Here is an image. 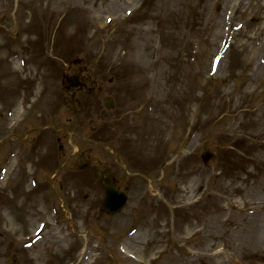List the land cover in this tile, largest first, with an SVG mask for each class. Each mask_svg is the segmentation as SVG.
Listing matches in <instances>:
<instances>
[{
    "label": "rangeland",
    "instance_id": "rangeland-1",
    "mask_svg": "<svg viewBox=\"0 0 264 264\" xmlns=\"http://www.w3.org/2000/svg\"><path fill=\"white\" fill-rule=\"evenodd\" d=\"M73 58L105 78L136 73L133 78L149 85L158 82L160 90L153 84L146 103L151 98L158 107L157 99L174 98L179 115L172 126L160 122L166 130L159 159L134 166L151 178L158 166L152 189L132 193L116 217L99 215L101 194L85 197L93 191L86 174L60 178L57 207L41 187L45 176L33 186L20 167H11L0 181V206L15 219L0 221V264H264V0H0V112L10 99L16 106L22 99L41 102L32 116L49 111L56 99L48 85ZM22 105L16 122L27 112ZM41 135L43 142L30 144L50 149L49 135ZM103 136L101 129L94 134L101 143ZM6 146L0 145V168L10 155ZM34 147L30 164L39 159ZM93 151L105 159L103 144ZM206 151L214 159L203 166ZM31 168L26 162L27 174ZM43 192L44 210L38 206ZM12 195L15 204L8 207ZM33 208L32 225L26 212ZM38 224H44L42 239L26 248ZM96 246L97 257L80 256Z\"/></svg>",
    "mask_w": 264,
    "mask_h": 264
},
{
    "label": "flooded vegetation",
    "instance_id": "flooded-vegetation-1",
    "mask_svg": "<svg viewBox=\"0 0 264 264\" xmlns=\"http://www.w3.org/2000/svg\"><path fill=\"white\" fill-rule=\"evenodd\" d=\"M94 71L95 70H91L86 67L69 66L66 70L60 73L59 86L61 89V96H63V94L66 93L67 96H69L70 98L69 101L68 100H66L65 102L62 101V104H64L63 105L64 107L69 109L68 113L71 114L72 116L74 115L75 107L79 108L81 106V103L84 108L88 107V104H86L84 101V96H86L87 94H91L92 91H99V92L102 91L101 90V87H102L101 80L97 77V74ZM75 77L78 78V82L74 80ZM109 82L112 83L113 81L110 80ZM74 83H77L78 85L76 87H72L71 84H74ZM108 95L111 96L113 99V110L112 111L103 110V112H104V115L108 117L107 120L105 121V124H107L108 128H111L113 126L112 124L113 122L117 123L120 120V111H119V104L114 98L115 97L114 88L111 89L110 92H108ZM101 106L102 105H100V109L102 108ZM107 143H110V139H107ZM58 150L62 154H64L62 145L58 147ZM71 160L74 162L81 160L85 164L83 165L77 164V165L81 167L90 168L91 159H90V156H86L85 152L82 153V152L77 151L73 155V158ZM110 168L111 167L109 166V171L102 172L106 176H109L110 178L109 177H104V178L110 179V185L116 188H120V185L117 184L116 180L113 179V177H111L112 168L111 170Z\"/></svg>",
    "mask_w": 264,
    "mask_h": 264
},
{
    "label": "water",
    "instance_id": "water-1",
    "mask_svg": "<svg viewBox=\"0 0 264 264\" xmlns=\"http://www.w3.org/2000/svg\"><path fill=\"white\" fill-rule=\"evenodd\" d=\"M124 198L123 197H114V196H108L107 200H105V207L107 206L110 208L112 213L116 212L119 208L123 206L124 203Z\"/></svg>",
    "mask_w": 264,
    "mask_h": 264
},
{
    "label": "bare ground",
    "instance_id": "bare-ground-1",
    "mask_svg": "<svg viewBox=\"0 0 264 264\" xmlns=\"http://www.w3.org/2000/svg\"><path fill=\"white\" fill-rule=\"evenodd\" d=\"M233 7L236 9L237 8V5L234 4ZM167 8H168V10L173 11L172 4H169ZM132 47L133 48H136L134 45ZM159 55H160V58H165L167 56V54L166 53H163V52H161ZM165 71H166V68H165L164 63L160 62V64L157 67V73H158L159 77H161L165 73ZM5 212L6 211H3V214H2L3 216H4V213ZM2 215H0V219L1 220L3 219V216Z\"/></svg>",
    "mask_w": 264,
    "mask_h": 264
}]
</instances>
